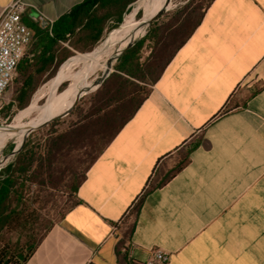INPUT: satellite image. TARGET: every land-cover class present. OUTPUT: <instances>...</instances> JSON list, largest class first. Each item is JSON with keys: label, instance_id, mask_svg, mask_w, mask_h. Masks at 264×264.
<instances>
[{"label": "crops", "instance_id": "obj_1", "mask_svg": "<svg viewBox=\"0 0 264 264\" xmlns=\"http://www.w3.org/2000/svg\"><path fill=\"white\" fill-rule=\"evenodd\" d=\"M75 198L25 264H264V0H213Z\"/></svg>", "mask_w": 264, "mask_h": 264}, {"label": "trees", "instance_id": "obj_2", "mask_svg": "<svg viewBox=\"0 0 264 264\" xmlns=\"http://www.w3.org/2000/svg\"><path fill=\"white\" fill-rule=\"evenodd\" d=\"M134 1L136 0H83L53 22L27 19L23 16V22L32 35L26 54L16 69V73L23 77V83L15 92L14 98L0 109V117L18 111L20 114L26 110L39 86V77L41 78L47 72L51 73L61 65L54 76L57 77L68 64L78 58L79 54L69 58L76 51H92L106 32L122 22L126 7ZM212 2L213 0H208L202 8L203 12L192 18L181 34L169 27L158 25L157 21L153 22L147 35L117 60L115 71L110 73L94 92L81 121L49 141L46 157L39 161L34 171L32 167L36 153L26 151V144L17 155L16 162L0 170V264H25L43 238L28 239L23 244L13 243L7 238L9 233L23 230L36 220L37 212L31 210V206L26 203L21 205L28 178L35 180L42 177V184H50V166L47 164V159L59 154L63 155L65 150L71 149L72 145H69L71 143L68 140L86 137L89 141L87 146L90 148L88 165L82 178L72 185L76 193L85 180L89 168L133 118L147 98L149 88L141 82H145L148 76L154 77L151 84L159 79L176 52L200 25ZM112 18L115 19V24L109 26L108 23ZM118 31L119 29L112 32L100 47L85 55H91L102 49ZM166 31L168 32L164 37ZM147 41H156L157 46L153 48L151 58L143 62L141 49ZM10 86L11 84L8 89ZM19 117L20 115L14 122ZM5 128H2L0 133ZM142 201L143 196L134 205L135 211L139 209ZM14 204L17 206L14 207Z\"/></svg>", "mask_w": 264, "mask_h": 264}, {"label": "rangeland", "instance_id": "obj_3", "mask_svg": "<svg viewBox=\"0 0 264 264\" xmlns=\"http://www.w3.org/2000/svg\"><path fill=\"white\" fill-rule=\"evenodd\" d=\"M167 2L165 4H161L157 11L159 12L167 4ZM207 2L208 0H170L167 10L155 21H157L158 25L169 27L171 30L181 34V32L189 25L192 18H195L203 12L202 8L205 4H207ZM147 10V5L143 3V0H136L129 4L123 13L122 22L117 27H114L106 32L104 37L98 42L92 51L100 47L112 32L119 29L117 34L112 38L113 40L111 39L109 41L110 43H107L108 45L106 44L102 49L97 50L91 55L85 54L92 51H76L69 58L79 54L78 58L68 64L66 68L70 66V72L74 74L82 67V63L79 61H82L84 58H90L97 55L109 45L118 47L120 42L125 38L116 39L117 36L123 32L124 29L134 27L137 29ZM152 23L145 29L143 35L135 41V44L147 35ZM114 24L115 19L112 18L108 25L111 26ZM167 32L168 31L164 33V37H166ZM156 46V41H147V43H145L141 49V60L143 62L151 58L153 55V48ZM107 61L108 58H105L102 62L94 64L91 72L79 79V83H81V85L69 94V101H72L68 104L64 112L68 111L72 107L79 96H81V98L69 114L51 121L46 126L31 132L27 136L25 141L26 151H34L36 153L32 171H34L37 165H39V161L46 157L49 141L58 134L71 129L75 124L81 121V118L85 115V112L89 107L92 95L102 85L101 84L98 88L91 91V89H93L100 82L103 73L102 64L107 63ZM116 64L117 61L110 67L108 73L115 71ZM60 66H58L51 73L47 72L41 78L39 77V86L32 95L29 106L26 110L20 114H18V111L14 114L13 112L7 113L0 117V130L6 127L0 133V138L3 137L13 126L18 129H26L25 125L28 124L29 119L39 111L53 91H56L58 95H62L67 87L72 84L74 81L73 79L63 78L64 72L60 76L54 77ZM153 78L154 77L148 76L145 82H141V84L146 88H149ZM22 83L23 77L19 73H16L11 82V86L5 95V100L11 101L14 98L17 89L22 86ZM57 113H59V111H57ZM16 115H20V117L14 122L17 117ZM26 135L23 137L19 146H16V144L12 142L0 149V170L6 168L9 164H14L16 162L17 155L19 153L12 155V151L21 146ZM68 142L71 143L69 145H72L71 149L65 150L63 155L59 154L53 158L50 157L47 159V164L50 166L49 175L50 182L52 184H42V177L35 180L28 178L26 186L23 190V204L21 205L26 203L28 206H31L30 209L37 212V215L35 216L36 220H33L32 224L28 225L23 230L9 233L7 238L13 243L20 242L23 244L28 239H41L46 232L58 223L64 217L66 212L76 203V193L73 191L72 185L77 180H80L86 172L88 165V152L90 151V148L87 146L89 141L86 137L81 136L76 140H68ZM15 206H17V204H14V207Z\"/></svg>", "mask_w": 264, "mask_h": 264}, {"label": "bare ground", "instance_id": "obj_4", "mask_svg": "<svg viewBox=\"0 0 264 264\" xmlns=\"http://www.w3.org/2000/svg\"><path fill=\"white\" fill-rule=\"evenodd\" d=\"M157 1L158 0H143V3L147 5L148 10L143 16L141 24H139L137 29H135V27L124 29V31L121 32L116 38H125L120 42L118 47L109 45L97 55L90 58H84L82 61H79L80 63H82V67L78 72L74 74L70 72V66H68L67 68L65 67L66 69L64 68V70L62 71V73L64 72L63 78L73 79L74 81L72 82V84L67 87L62 95H58L56 91H53L50 97L39 109V111L29 119L28 124L25 125L26 129H18L13 126L3 137L0 138V149L4 148L12 142L15 143L16 146H19L22 142L23 137L29 133V130L31 128L63 114L68 104L72 101H69V94L81 85V83H79V79L84 75L90 73L93 69L94 64L102 62L105 58H108L107 63L102 64V76L106 75L110 70V67L117 61V57L119 56L120 52L129 44H132L137 39H139L143 35L145 29L149 27L150 20L155 16L159 6L164 0H159L158 2ZM97 87L98 85L91 89V91L95 90ZM57 111H59V113H57Z\"/></svg>", "mask_w": 264, "mask_h": 264}, {"label": "built area", "instance_id": "obj_5", "mask_svg": "<svg viewBox=\"0 0 264 264\" xmlns=\"http://www.w3.org/2000/svg\"><path fill=\"white\" fill-rule=\"evenodd\" d=\"M27 8L24 0H12L0 15V109L10 102L5 100V95L31 42V31L23 22ZM170 262L171 253L154 246L149 249L148 258L143 264Z\"/></svg>", "mask_w": 264, "mask_h": 264}, {"label": "water", "instance_id": "obj_6", "mask_svg": "<svg viewBox=\"0 0 264 264\" xmlns=\"http://www.w3.org/2000/svg\"><path fill=\"white\" fill-rule=\"evenodd\" d=\"M170 3V0H168V2H167V4L150 20V24L153 22V21H155V20H157L159 17H161L162 15H163V13L167 10V6H168V4ZM135 45V42L134 43H132V44H129L127 47H125L121 52H120V54H119V56L117 57V60L120 58V56L125 52V51H127L128 49H130L131 47H133ZM111 73V72H110ZM110 73H108V74H106V75H104V76H102L101 77V79H100V82H99V84H98V87L103 83V81L107 78V76L110 74ZM97 87V88H98ZM81 98V96H79L78 98H77V100L74 102V104L72 105V107L68 110V111H66V112H64L63 114H61V115H59V116H56V117H54V118H52V119H50V120H48V121H46V122H44V123H41L40 125H38V126H36V127H33V128H31L30 130H29V133L26 135V137L24 138V140H23V143L21 144V146L18 148V149H14L13 151H12V155H16V154H18V153H20V151L22 150V148H23V146H24V144H25V141H26V138H27V136L31 133V132H33V131H35V130H37V129H40V128H42V127H44V126H46L48 123H50L51 121H54V120H56V119H58V118H61V117H63V116H66L67 114H69L70 113V111L74 108V106L76 105V103L78 102V100Z\"/></svg>", "mask_w": 264, "mask_h": 264}]
</instances>
